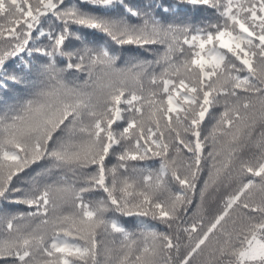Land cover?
<instances>
[{
	"label": "snow or ice",
	"instance_id": "6c2138e0",
	"mask_svg": "<svg viewBox=\"0 0 264 264\" xmlns=\"http://www.w3.org/2000/svg\"><path fill=\"white\" fill-rule=\"evenodd\" d=\"M0 264H264V0H0Z\"/></svg>",
	"mask_w": 264,
	"mask_h": 264
},
{
	"label": "trees",
	"instance_id": "16d2710c",
	"mask_svg": "<svg viewBox=\"0 0 264 264\" xmlns=\"http://www.w3.org/2000/svg\"><path fill=\"white\" fill-rule=\"evenodd\" d=\"M167 2H173V0H167ZM198 19V17L195 16V13L190 12L187 16H185L183 13H181L180 19H187V20H191V19ZM151 58V57H150ZM221 109L218 108L217 111H220ZM199 187V185H198ZM223 195V192L216 194L214 197L208 199L205 202V223H207V220L211 219L213 215H215V213L217 212L218 208H219V200L220 197ZM198 202V197L194 200V205L195 203ZM127 227H129L130 230H134L132 229V226L126 225Z\"/></svg>",
	"mask_w": 264,
	"mask_h": 264
}]
</instances>
